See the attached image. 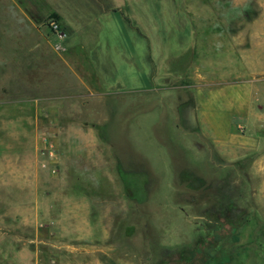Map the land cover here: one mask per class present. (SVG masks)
Masks as SVG:
<instances>
[{"label": "rangeland", "instance_id": "rangeland-1", "mask_svg": "<svg viewBox=\"0 0 264 264\" xmlns=\"http://www.w3.org/2000/svg\"><path fill=\"white\" fill-rule=\"evenodd\" d=\"M247 107L264 0H0V264H264Z\"/></svg>", "mask_w": 264, "mask_h": 264}, {"label": "crops", "instance_id": "crops-1", "mask_svg": "<svg viewBox=\"0 0 264 264\" xmlns=\"http://www.w3.org/2000/svg\"><path fill=\"white\" fill-rule=\"evenodd\" d=\"M200 97H202V94L198 93ZM234 100V98L232 99ZM204 105V104H203ZM240 110L239 114H243L241 108H238ZM245 117L247 119L244 120L246 122H250L251 127L254 129V137H251L250 140H253L252 143H248V138L244 136H239L235 134V132H232V128H225L223 125H218L215 127H212L211 125V131L217 132L215 135V143L217 144V148L219 149V152H223V150L226 149H231L233 151L234 148H242L243 150L250 151L252 155H258L256 158L253 159L252 165L253 169L256 171V173H264V141H258L260 139H264V134L262 133L261 125L260 122V116H256L255 113H253V109L247 107L245 110ZM251 119V121H249ZM256 131V132H255ZM241 137V138H240ZM242 144V145H240ZM250 145V146H249ZM249 146V147H247ZM250 148V149H249ZM261 148V151L258 153H255L258 149ZM249 154V155H250ZM79 200V199H78ZM81 201L79 202V206L81 208L83 218L82 219H76L75 221H71L69 224H62L61 226L57 224L56 228L63 229V234L64 236H72L75 238H84L88 237L91 234V228H90V223L88 221L87 213H88V203L85 201L84 198L80 199ZM60 226V227H59ZM67 227H70V233L66 230ZM92 264H100L99 260H94V263Z\"/></svg>", "mask_w": 264, "mask_h": 264}, {"label": "trees", "instance_id": "trees-1", "mask_svg": "<svg viewBox=\"0 0 264 264\" xmlns=\"http://www.w3.org/2000/svg\"><path fill=\"white\" fill-rule=\"evenodd\" d=\"M185 178H187V177H185ZM187 179H188V178H187ZM216 230H218V228H217V227H216L215 231H216ZM215 238H217V236H216Z\"/></svg>", "mask_w": 264, "mask_h": 264}, {"label": "built area", "instance_id": "built-area-1", "mask_svg": "<svg viewBox=\"0 0 264 264\" xmlns=\"http://www.w3.org/2000/svg\"><path fill=\"white\" fill-rule=\"evenodd\" d=\"M54 27H56V25H53Z\"/></svg>", "mask_w": 264, "mask_h": 264}]
</instances>
